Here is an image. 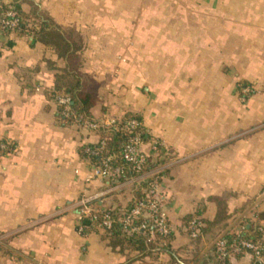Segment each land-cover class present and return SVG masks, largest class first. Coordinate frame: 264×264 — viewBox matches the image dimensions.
<instances>
[{"label": "crops", "instance_id": "1", "mask_svg": "<svg viewBox=\"0 0 264 264\" xmlns=\"http://www.w3.org/2000/svg\"><path fill=\"white\" fill-rule=\"evenodd\" d=\"M20 1L81 38L95 120L140 114L151 138L168 147L161 186L175 250L185 257L193 249L185 217L215 221L220 203L221 228L257 222L264 213V0ZM63 65L32 37L0 35V140L15 143L0 157V264H169L165 254L129 260L98 232L77 230L80 198L104 193L109 204L117 188L87 181L93 166L79 149L100 136L60 124L45 94ZM243 81L253 88L244 101ZM129 199V192L118 196ZM213 244L205 239L202 253Z\"/></svg>", "mask_w": 264, "mask_h": 264}, {"label": "trees", "instance_id": "2", "mask_svg": "<svg viewBox=\"0 0 264 264\" xmlns=\"http://www.w3.org/2000/svg\"><path fill=\"white\" fill-rule=\"evenodd\" d=\"M32 3V2H31ZM12 9L21 18L19 24L12 30L3 28L0 35L18 33L23 36L32 37L47 47L53 49L63 61V67L55 75L54 87L45 90L48 99L54 100L58 106L57 120L62 125L85 123H97L92 116V108L96 103L95 95L86 89L85 76L80 71V52L83 48L81 38L73 32L64 31L53 22L37 4L32 3L31 8L25 11L20 0H0V9ZM247 82L240 86L241 96L247 99L251 92H244L248 88ZM61 98H67V103H60ZM137 121V126L129 127L131 121ZM101 123V122H99ZM98 142L85 144L79 152L81 156L92 163L94 167H110L118 169L119 173L106 179L108 187H116L110 193L111 203L92 202L91 216H83L79 219L77 230L82 235L91 232H98L103 240H106L113 249L128 255L129 260L135 259H156L160 254H167L170 257L169 264H231L233 257H241L251 251L233 252V244L239 240H248L254 243H264V213L257 214V222H239L229 229L221 228L222 222L226 220L222 204L220 212L215 221H205L199 213L190 214L184 219L187 232L193 244V249L187 250V256H182L178 250L173 248L175 239L174 231L166 217L164 224L169 227L167 233L158 230L153 219L145 214L135 215L133 210L143 204L145 212L149 213V200L155 195L151 192L150 184L157 180L159 187L162 185L164 170L160 169L165 162L164 149L157 146L151 154L146 153L145 160L141 163L139 170L135 164L124 158V149L129 140L135 136L147 143L151 136L144 127L140 114L127 112L122 118L116 120L112 126H101L98 132ZM15 150V143L3 138L0 140V157ZM157 170L155 175H148L137 180V177ZM129 182V183H127ZM124 192L130 193V199L125 204L118 201V196ZM154 199V198H153ZM109 216L111 226L102 228L105 215ZM156 217V216H155ZM156 218H159L157 216ZM263 222V223H261ZM144 224L145 228L140 226ZM219 226L217 232L214 229ZM239 226V227H238ZM132 227H140L138 231L130 232ZM197 233V236H193ZM210 234V236H207ZM221 236V237H220ZM220 237L226 244L227 255L222 256L217 249L215 241ZM214 241V244L205 254L202 253L203 241ZM203 254V255H202ZM264 256V250L262 252ZM251 264H264L253 258Z\"/></svg>", "mask_w": 264, "mask_h": 264}, {"label": "built area", "instance_id": "3", "mask_svg": "<svg viewBox=\"0 0 264 264\" xmlns=\"http://www.w3.org/2000/svg\"><path fill=\"white\" fill-rule=\"evenodd\" d=\"M21 21V18L17 16V13L12 10H4L3 8L0 9V32L3 30V28L8 27L10 29H14L19 22ZM60 103H67L69 100L67 98H61ZM114 121V120H113ZM115 122V121H114ZM114 122H111V126L114 124ZM137 121H131L129 123L130 128H134L137 126ZM107 126L104 123H85L84 127L91 130H96L98 132L99 128L101 126ZM145 142H143L139 136H135L129 140L127 143L125 149H124V158L130 162H133L135 164V169L139 170L141 168V163L145 160L146 152L143 149V145ZM151 151H155L157 146H161L163 149L164 145L160 141H155L151 143ZM164 154H166V150H164ZM119 173V170L111 169L110 167H94L91 171L90 175L87 178V181H91L95 178H102L104 180L110 178L111 176H114ZM158 171L154 170L149 173H145L139 177L138 179L145 178L148 175H155ZM129 183V182H127ZM117 187V186H116ZM114 188V187H113ZM150 189L153 195H155V192L159 190V185L157 183V180H154L150 184ZM157 193V198L154 197V199L149 200V210L151 212L147 213L145 212L146 206L141 204L138 208L133 210V214L140 215L145 214L153 219V222L157 224L158 230L162 233H167L169 231V227L164 224V220L167 217L166 213L162 211V206L160 205V196ZM100 201L101 204H103L104 200V193H98L94 196H89L87 194H84L80 200H79V218L81 219L83 216H91L92 213V202L94 201ZM157 216L160 217L156 218ZM105 220L102 224H100V227L102 228H109L111 226V220L109 219V216L105 215ZM141 228H145L146 225L142 224L140 226ZM140 227H132L130 229V232L138 231ZM193 236H197V233H193ZM221 237V236H220ZM220 237L215 241V244L217 245V249L221 252L222 256L227 255L226 251V244L223 240L220 239ZM233 252L240 253L242 251H251L250 253L253 258H256V260L264 263V256L262 255V252L264 250V243H254L250 242L248 240H239L238 242L233 244Z\"/></svg>", "mask_w": 264, "mask_h": 264}, {"label": "rangeland", "instance_id": "4", "mask_svg": "<svg viewBox=\"0 0 264 264\" xmlns=\"http://www.w3.org/2000/svg\"><path fill=\"white\" fill-rule=\"evenodd\" d=\"M115 1V0H114ZM113 5H115V4H113ZM120 5V4H119ZM243 91L244 92H251L252 94L251 95H249V97L248 98H250L252 95H253V88L251 87V86H248V88H246V89H243ZM242 97V96H241ZM247 98V99H248ZM243 101H244V97H242L241 98ZM247 99H245V100H247ZM115 121V120H114ZM113 121V119L112 120H103L101 123H104L105 125H107V126H111V122H114ZM98 123V122H97ZM252 131H254V130H251V131H249V133L250 132H252ZM155 141H160V142H162V144L164 145V150H166V153L168 154L169 153V149H168V147L167 146H165V144L163 143V141H161V140H158V139H153V138H151V140H150V142H147V143H144V145H143V148H144V146L146 145V144H148L149 146L151 145V143L152 142H155ZM150 148H151V146H150ZM146 151V150H145ZM110 188H113V187H110ZM114 189H115V187H114ZM113 190V189H112ZM159 192V196H160V205L162 206V211L163 212H165L166 213V211H165V209L163 208V204H164V191H163V188H162V186H160L159 187V190L158 191H156L155 192V198H157V193ZM154 198V197H153ZM153 198H151V199H153ZM150 199V200H151ZM104 202H105V199L103 200ZM165 255H167V254H165Z\"/></svg>", "mask_w": 264, "mask_h": 264}]
</instances>
